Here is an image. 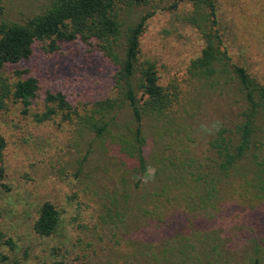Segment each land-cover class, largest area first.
I'll list each match as a JSON object with an SVG mask.
<instances>
[{"label":"rangeland","instance_id":"374dc122","mask_svg":"<svg viewBox=\"0 0 264 264\" xmlns=\"http://www.w3.org/2000/svg\"><path fill=\"white\" fill-rule=\"evenodd\" d=\"M215 1L227 54L264 83V0ZM171 2L156 0L123 14L129 24L150 7L139 38L140 58L153 62L157 83L177 97L163 117L142 118L145 169L139 174L132 172L133 159L125 149L131 125L126 105L116 111L102 138L79 125V117L115 94L116 67L94 39L60 42L52 54L33 45L27 60L8 68L33 76L38 88L25 111L11 98L0 109L5 141L0 232L13 243L7 247L0 239V264L75 262L80 253L87 264H180L176 247L171 248L175 240L165 236L164 229L181 223L188 230L191 223L184 220V208L169 206L163 194L153 195L160 190L158 160L167 162L181 149H187L188 157L207 154L206 140L220 125L236 120L239 102L220 77L213 84L208 77L190 76L188 66L203 42L184 20L190 5L169 7ZM47 4L1 0L0 18L21 21ZM56 91L69 104V120L58 110L41 118L48 107L45 94ZM222 192L216 210L196 214L191 222L195 226L199 219L223 238L220 264H244L249 243L241 234L250 236L253 219L264 231V205L250 207ZM43 201L58 210L56 228L49 235H39L32 227ZM190 231L183 232L189 240Z\"/></svg>","mask_w":264,"mask_h":264},{"label":"trees","instance_id":"16d2710c","mask_svg":"<svg viewBox=\"0 0 264 264\" xmlns=\"http://www.w3.org/2000/svg\"><path fill=\"white\" fill-rule=\"evenodd\" d=\"M154 1L48 0L40 12L21 21L0 18V109L6 98H11L19 101L25 111L35 98L37 80L23 75L20 69L8 70L27 60L33 45L52 54L60 42L79 39L88 43L94 39L102 55L116 67L112 76L115 94L98 101L90 113L79 117V125L102 138L109 133V123L113 122L116 111L126 105L131 116L126 153L133 159L132 172H143L142 118L163 117L177 97L157 83L153 62L140 58L139 38L151 14L150 7L129 24H125L123 14ZM178 3L190 5L184 20L196 28L203 42L199 54L190 61L188 73L197 79L208 77L213 84L220 77L221 83L237 94L239 111L230 126L220 125L206 140L207 154L188 157L185 156L187 149H181L175 157H167V162L158 160L160 190L153 195L163 194L169 206L184 208V220L191 223L188 226L191 240L183 235L188 231L185 224L184 228L179 223L164 229L163 234L175 240L171 248L176 247L180 264H220L223 238L199 219L194 226L191 219L194 221L196 214L216 210L224 194L222 190L250 207L264 205V83L227 54L215 0H173L169 7ZM9 75L14 79L10 80ZM44 99L48 107L41 118L58 110L64 118L71 119L69 104L61 92H47ZM4 147L0 133V179L4 176ZM257 220L249 222L254 230L250 236L241 234L249 243L244 264H264V231L254 222ZM57 221L58 210L43 201L32 227L39 235H49ZM0 239L5 246L13 247L11 239L3 237L2 232ZM76 257L75 262L60 264H87L83 253Z\"/></svg>","mask_w":264,"mask_h":264}]
</instances>
